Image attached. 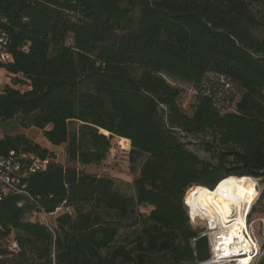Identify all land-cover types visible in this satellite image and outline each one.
Listing matches in <instances>:
<instances>
[{
	"label": "trees",
	"instance_id": "obj_1",
	"mask_svg": "<svg viewBox=\"0 0 264 264\" xmlns=\"http://www.w3.org/2000/svg\"><path fill=\"white\" fill-rule=\"evenodd\" d=\"M0 27L14 58L0 64L11 80L0 123L40 129L69 163L23 134L0 139L1 157L52 158L25 179L31 198L0 203V264L210 259L187 192L231 176L264 184V0H0ZM115 138L131 142V196L80 170L107 160ZM62 207L73 213L52 228L31 220Z\"/></svg>",
	"mask_w": 264,
	"mask_h": 264
},
{
	"label": "rangeland",
	"instance_id": "obj_2",
	"mask_svg": "<svg viewBox=\"0 0 264 264\" xmlns=\"http://www.w3.org/2000/svg\"><path fill=\"white\" fill-rule=\"evenodd\" d=\"M211 77V76H210ZM212 77L210 78L209 82L212 81ZM9 83H11V80H8ZM215 82V81H213ZM22 91H26L29 88L28 87H20ZM215 86L213 84H208L206 88L203 90L205 91H211L214 92ZM184 94V103L187 105L188 103H191L194 99V96L196 95L197 91L193 89H189L186 87ZM215 93V92H214ZM0 127L2 129L4 128V133L6 135L10 136H17L16 131V125L14 123H10L9 125L6 123L1 124ZM82 124L78 122H73L70 125V131L73 132L75 130H78L79 128H82ZM32 139L36 140L38 142V145L46 150L47 148H50L49 140L44 136L43 132L40 129L33 128L32 130ZM34 142V141H33ZM35 143V142H34ZM36 144V143H35ZM112 151L115 150V152H111L107 160L102 162L100 165H94V164H88V166H80V170L83 171L86 174H91L93 176H96L98 178H109L114 182V185L116 188H118L121 192L125 193L126 195H134L135 191L133 189V182L136 177L131 173V163H129V154L131 151V142L128 144L125 142H122L120 138H115L113 141ZM58 156L57 161L62 162L63 164H69L67 157L65 156V153L63 152V148L60 147L58 150ZM258 186H259V196L257 198V201L255 205L253 206V209L255 208L254 215L252 218L249 216V222L254 224V228L257 229L258 235L257 238L260 241L261 245H264V234H263V221H264V184L261 183L259 179H257ZM200 190V188L193 187L190 188V190L187 192L185 202L187 204L188 214L189 211L192 213L194 217V221H192L191 216V224L194 228H204L207 232L204 233L205 236L213 237L212 233L214 232V229H212V224L207 223L205 220H208V216H206V213L204 212V209L200 207L198 202L196 201V194ZM142 212L144 214L150 212V208L142 209ZM251 212V211H250ZM205 220H204V219ZM52 219L53 225L55 226V222ZM207 234V235H206ZM259 258L254 261L253 264H260L264 258V249L262 248V251L259 253Z\"/></svg>",
	"mask_w": 264,
	"mask_h": 264
},
{
	"label": "bare ground",
	"instance_id": "obj_3",
	"mask_svg": "<svg viewBox=\"0 0 264 264\" xmlns=\"http://www.w3.org/2000/svg\"><path fill=\"white\" fill-rule=\"evenodd\" d=\"M122 142L129 145L130 141ZM258 185L256 178L231 176L221 181L214 191L200 187L196 194V201L208 216L206 221L214 229L213 237L222 234L223 243L230 246L233 254H239L246 245L245 252L249 253L240 264H253L259 257L260 244L255 231H247L246 241L240 234L245 227L246 214L253 209L259 196Z\"/></svg>",
	"mask_w": 264,
	"mask_h": 264
},
{
	"label": "built area",
	"instance_id": "obj_4",
	"mask_svg": "<svg viewBox=\"0 0 264 264\" xmlns=\"http://www.w3.org/2000/svg\"><path fill=\"white\" fill-rule=\"evenodd\" d=\"M10 47L9 35L0 27V64H7L13 61L14 58L10 52ZM112 152H115V150ZM51 162V157L47 156L44 158L35 152L11 151L5 157L0 156V203L3 202L7 194L23 195L31 198L27 192V185L26 182H24L25 179L33 174L46 172ZM21 206L22 203L19 207ZM63 212L71 215L73 213L72 208L69 207H62L53 213H47L45 210H42L33 213L31 215V220L39 221L44 223L47 227L52 228V219ZM249 215V213L246 214V223L244 229L240 233L242 235L241 237L246 241L247 231H255L256 239L259 241L257 238L258 231L254 228V224L249 222ZM192 221H194V219H192ZM207 237L210 243L211 258L197 264H240L241 259L247 257V254L249 253L245 252L246 245L241 248L239 254L231 253V251H229L230 246H226V244L223 243L222 234L216 237ZM10 250H18L16 242H13L10 245Z\"/></svg>",
	"mask_w": 264,
	"mask_h": 264
},
{
	"label": "crops",
	"instance_id": "obj_5",
	"mask_svg": "<svg viewBox=\"0 0 264 264\" xmlns=\"http://www.w3.org/2000/svg\"><path fill=\"white\" fill-rule=\"evenodd\" d=\"M8 80H9V77H8L7 72H5L4 69H1L0 70V90H2L5 87L6 84H9ZM9 124L10 123L8 122V125ZM15 128H16V131H17V133H16L17 135L18 134H23L29 140L34 141L36 144H38V142H36V140L32 139L31 133H32L33 128H31L30 130H25V129H22V128L17 127V126ZM3 131H4V128L2 129V127H0V139L4 138V136L6 135V133H4ZM49 145H50V148H47V150L50 151V152L55 153L57 157H59L58 156V150L60 149V147L63 148V152H64V146L63 145H60V147L53 146L50 142H49ZM65 156H66V153H65Z\"/></svg>",
	"mask_w": 264,
	"mask_h": 264
},
{
	"label": "water",
	"instance_id": "obj_6",
	"mask_svg": "<svg viewBox=\"0 0 264 264\" xmlns=\"http://www.w3.org/2000/svg\"><path fill=\"white\" fill-rule=\"evenodd\" d=\"M226 179V178H225ZM263 227H264V224H263ZM263 234H264V229H263Z\"/></svg>",
	"mask_w": 264,
	"mask_h": 264
}]
</instances>
